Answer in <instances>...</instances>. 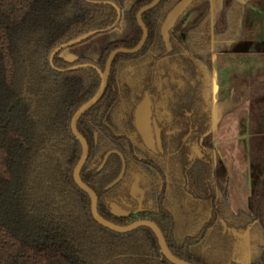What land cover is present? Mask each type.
Masks as SVG:
<instances>
[{
	"label": "trees",
	"instance_id": "16d2710c",
	"mask_svg": "<svg viewBox=\"0 0 264 264\" xmlns=\"http://www.w3.org/2000/svg\"><path fill=\"white\" fill-rule=\"evenodd\" d=\"M103 1L119 5L0 0V264H173L149 227L121 233L96 222L88 194L73 179L81 146L71 117L95 94L100 76L93 67H70L89 62L102 71L112 50L136 46L142 29L135 15L151 0H128L111 29L117 13ZM178 1L160 0L142 14L145 43L136 53L114 56L102 97L78 119L89 147L80 177L96 193L104 219L118 225L154 221L170 251L193 264H240V235L257 218L229 211L219 184L225 172L210 139V14L218 13L219 0H192L169 32L167 51L159 28ZM244 1L233 0L223 14L226 36L236 35ZM203 3H213L211 12L198 26L179 29L184 14ZM123 24L127 36L119 30ZM100 29L77 44L99 37L98 57L70 60L62 50L49 61L61 43ZM144 91L156 98L158 112H167L158 114L165 125L160 155H150L134 129L133 110ZM195 145L201 155L189 159ZM112 148L123 154L126 170L106 188L121 167L112 154L98 169ZM135 174L145 206L116 216L111 205L124 208L132 201Z\"/></svg>",
	"mask_w": 264,
	"mask_h": 264
},
{
	"label": "crops",
	"instance_id": "0c3cea01",
	"mask_svg": "<svg viewBox=\"0 0 264 264\" xmlns=\"http://www.w3.org/2000/svg\"><path fill=\"white\" fill-rule=\"evenodd\" d=\"M233 0H221L210 49V138L225 172L228 209L257 218L240 235V264H264V0H245L236 35L222 36ZM262 225V226H261Z\"/></svg>",
	"mask_w": 264,
	"mask_h": 264
},
{
	"label": "water",
	"instance_id": "95a60500",
	"mask_svg": "<svg viewBox=\"0 0 264 264\" xmlns=\"http://www.w3.org/2000/svg\"><path fill=\"white\" fill-rule=\"evenodd\" d=\"M159 1L160 0H152L150 3L144 5L143 7H141L137 11L136 19H137L139 26L142 29L141 39L136 44V46H134L133 48L119 47V48L112 50L107 56L103 71H101L99 68H97L95 65H93L91 63L76 64V65H73L70 67L72 69H75L78 67H93L97 70V72L99 73V76H100V83H99L98 89L95 92V94L89 100H87L84 104H82L73 113V115L71 117V121H70L71 131H72L73 135L75 136V138L79 141L80 146H81V154H80L79 159H78V161H77V163L73 169V179H74L75 183L83 191H85L88 194L89 199H90L91 214H92L94 220L96 222H98L100 225L105 226V227H107L113 231H117V232H121V233L131 231V230H133L139 226L149 227L154 232V234L156 235L159 246H160V252L163 254V256L167 260H169L173 264H193V263H190L184 259H181V258L175 256L170 251L161 229L158 227V225L155 222H153L151 220H147V219H140V220H136V221H134L128 225H118V224H115L113 222H110V221L104 219L98 213V210H97V195H96V193L88 185H86L81 180V177H80V171H81V169H82V167H83V165L87 159L89 147H88V143H87L86 139L77 130V121L82 116V114H84L89 108H91L94 104H96L99 101V99L102 97V95L106 89V86H107L110 65H111V62H112V59L114 58V56L118 53H135L143 46V44L147 38L148 31H147L145 24L142 21V17H141L142 13L152 9L153 7H155ZM191 1L192 0H180L177 4H175L168 11V13L166 14V16H165V18L161 24L160 35L162 37L164 44L166 45V47L168 49L170 48V46H169V31L173 27V25L175 24L178 17L184 12V10L191 3ZM97 2L100 3V1H97ZM103 3H107L116 9V12H117V19L115 21V23H116L119 16H120L119 6L113 1H103ZM112 26H110L109 28H111ZM104 30L105 29L90 30V31H87V32L71 39V40H68L67 42L61 43L60 45H58L57 47H55L51 51L50 56H49V61L52 63L53 57L58 52L65 50L67 48H70L72 46H75V45L81 43L83 40H85L89 36H92L98 32L104 31ZM214 122H215V116L212 115V124H214ZM134 124H135V127H136L138 133L140 134L144 144L152 150L154 149V144H155V140H154L153 134L151 132V124H153L155 132H156V143H157L158 147L160 148L159 128L157 127L155 120L151 119V101H150L149 95L147 93L144 94L141 101L135 107ZM112 153H117L121 157L122 167H121V171H120L119 175L108 185V187L115 184L122 177L124 169H125V163H124V159H123L122 154L120 152H118L117 150H114V149L109 150L104 154V157H103V160H102L100 167L104 164V162L107 160L109 155Z\"/></svg>",
	"mask_w": 264,
	"mask_h": 264
},
{
	"label": "flooded vegetation",
	"instance_id": "af4514ba",
	"mask_svg": "<svg viewBox=\"0 0 264 264\" xmlns=\"http://www.w3.org/2000/svg\"><path fill=\"white\" fill-rule=\"evenodd\" d=\"M152 1V0H151ZM150 1V2H151ZM180 1V0H179ZM178 1V2H179ZM127 2H128V0H124L123 1V4L121 5V4H117L118 6H119V8H120V15H121V12H122V9H124L125 7H126V5H127ZM149 2V3H150ZM160 2V1H159ZM158 2V3H159ZM177 2V3H178ZM192 2V1H191ZM157 3V4H158ZM176 3V4H177ZM191 4V3H190ZM189 4V5H190ZM189 5H188V7H189ZM143 7V6H142ZM187 7V8H188ZM154 8V7H153ZM186 8V9H187ZM140 9V8H139ZM186 9L184 10V12L186 11ZM116 10V9H115ZM183 12V13H184ZM117 13V12H116ZM137 13V12H136ZM144 13V12H143ZM142 13V14H143ZM168 13V12H167ZM166 13V14H167ZM182 13V14H183ZM181 14V15H182ZM180 15V16H181ZM166 16V15H165ZM179 16V17H180ZM135 17H136V15H135ZM142 17V16H141ZM179 17H178V19H179ZM184 17V16H183ZM119 18H120V16H119ZM119 18H118V20H119ZM165 18V17H164ZM116 19H117V17H116ZM177 19V20H178ZM183 19V18H182ZM223 19V21L225 22V19L224 18H222ZM118 20H117V22H118ZM137 20V19H136ZM164 20V19H163ZM163 20H162V22H163ZM177 20H176V22H177ZM116 21V20H115ZM117 22L111 27V28H113L116 24H117ZM162 22H161V24H162ZM176 22H175V24H176ZM138 23V22H137ZM144 23V22H143ZM182 23V20H181V22H180V25H182L181 24ZM161 24H160V28H161ZM174 24V25H175ZM218 20H216L215 19V22H214V24H212L211 25V27H210V34H211V45H212V35L214 34V33H216V31H218ZM139 25V24H138ZM174 25H173V27H174ZM110 27V26H109ZM109 27H107L108 29H111V28H109ZM172 27V28H173ZM180 27V26H179ZM185 27V26H184ZM106 28V29H107ZM141 28V27H140ZM160 28H159V34H160ZM171 28V29H172ZM234 28V27H233ZM170 29V30H171ZM179 29H181V28H179ZM148 31V30H147ZM170 32V31H169ZM225 32H226V25H225V30H224V32L222 33V36L224 37V38H226V39H229V38H231V37H233L234 35H231V36H226V34H225ZM225 34V35H224ZM148 36V35H147ZM161 36V35H160ZM141 39V38H140ZM147 39V38H146ZM161 39H162V37H161ZM169 39H170V36H169ZM146 41V40H145ZM162 42H163V40H162ZM145 43V42H144ZM163 44H164V42H163ZM164 46H165V48H166V50L167 51H169L170 49H171V45H170V41H169V46H170V48L168 49L167 47H166V45L164 44ZM141 49V48H140ZM139 49V50H140ZM138 50V51H139ZM137 51V52H138ZM136 53V52H135ZM98 57V56H97ZM91 58V57H90ZM107 59V58H106ZM106 62V61H105ZM85 63H89V62H85ZM82 64V63H81ZM92 64V63H91ZM76 65V64H75ZM94 65V64H93ZM73 66V65H72ZM96 66V65H95ZM105 66V65H104ZM97 67V66H96ZM98 68V67H97ZM103 71V70H102ZM109 77V76H108ZM145 93H147L148 95H149V98H150V101H151V119L153 120H155V122H156V125H157V127L159 128V139H160V148L158 147V145H157V143H156V132H155V129H154V126H153V124H151V132H152V134H153V137H154V140H155V144H154V149L152 150V149H150V148H148L145 144H144V142H143V140H142V138H141V136H140V134L138 133V131H137V129H136V127H135V124H134V110H135V107L137 106V104L141 101V99L143 98V96H144V94ZM143 96H142V98L140 99V101L136 104V106L134 107V110H133V125H134V129H135V131H136V133L139 135V137H140V140H141V142H142V144L144 145V147L148 150V152L150 153V155L152 154V155H160V154H163V152H164V148H163V130H164V127H165V125H163L162 124V122H161V119H160V117H159V113H164L166 116H167V112L166 111H157V107H156V98H153L152 96H151V94L149 93V91H144V93H143ZM211 139V138H210ZM212 144V143H211ZM112 149H114V150H117V149H115V148H112ZM112 149H108L107 151H109V150H112ZM106 151V152H107ZM118 152H120L119 150H117ZM105 152V153H106ZM104 153V154H105ZM121 153V152H120ZM112 154H116V155H118L117 153H112ZM112 154H110V155H112ZM122 154V153H121ZM109 155V156H110ZM201 155V152H200V150H199V148L195 145V146H192V148H191V152H190V154H189V159H192L193 157H196V156H200ZM119 156V155H118ZM122 156H123V154H122ZM103 157H104V155H103ZM103 157H102V160H103ZM119 158H120V161H121V167H122V160H121V157L119 156ZM108 159V158H107ZM123 159H124V163H125V169H124V172H123V175H122V177L115 183V184H117L122 178H123V176H124V173H125V170H126V161H125V158H124V156H123ZM102 160H101V163H102ZM107 161V160H106ZM105 161V162H106ZM105 162H104V164H105ZM101 163H100V165H101ZM103 164V165H104ZM100 165L98 166V169H100V168H102L103 167V165L100 167ZM121 167H120V171H121ZM120 173V172H119ZM119 175V174H118ZM117 175V176H118ZM113 181V180H112ZM111 181V182H112ZM219 181H220V179H219ZM110 182V183H111ZM109 183V184H110ZM108 184V185H109ZM115 184H113L112 186H114ZM108 185L106 186V188H109L108 187ZM112 186H110V187H112ZM144 197H145V192H144V189L141 187V185H140V178H139V176L137 175V174H135L134 175V177H133V181H132V183H131V186H130V199L132 200V201H130V203H128L127 204V206H125L124 208L123 207H120V206H117V205H115V204H112L111 205V211H112V213L114 214V215H116V216H128V214H129V212L130 211H138V210H141V209H143V207L145 206V204H144ZM148 220V219H147ZM152 221V220H151ZM154 222V221H153Z\"/></svg>",
	"mask_w": 264,
	"mask_h": 264
},
{
	"label": "rangeland",
	"instance_id": "374dc122",
	"mask_svg": "<svg viewBox=\"0 0 264 264\" xmlns=\"http://www.w3.org/2000/svg\"><path fill=\"white\" fill-rule=\"evenodd\" d=\"M119 4H123L124 0H117ZM219 0V4H220ZM213 3H203V4H198L196 6L191 7L185 14L184 17L182 19V25H180L179 28H187L190 26H198L197 24H199L201 22V19L209 13V11L211 12V9L213 8ZM217 15V14H215ZM215 15L210 14V27L212 24H214L215 22ZM223 18L225 16L221 15ZM225 19V18H224ZM198 22V23H197ZM185 26V27H184ZM194 26V27H195ZM122 27V25H121ZM128 28L123 24V28H120L119 30L121 31V33L123 34V36H127L129 35V32L127 30ZM191 32V31H190ZM104 38H101V41H104ZM98 39L99 37H96L88 42H84L81 45H77V46H73L70 48H67L63 51L62 55L67 58V59H74L78 56H87V57H91V58H96L99 55L100 52V43H98ZM219 184L221 187L224 186V178H220ZM260 224L264 225V217L260 218ZM262 226V225H261Z\"/></svg>",
	"mask_w": 264,
	"mask_h": 264
}]
</instances>
